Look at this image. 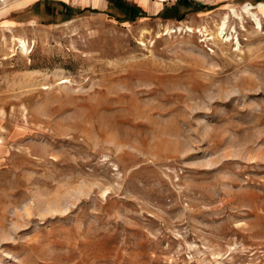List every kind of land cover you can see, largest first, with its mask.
<instances>
[{"label":"rangeland","instance_id":"1","mask_svg":"<svg viewBox=\"0 0 264 264\" xmlns=\"http://www.w3.org/2000/svg\"><path fill=\"white\" fill-rule=\"evenodd\" d=\"M262 4L0 0V264H264Z\"/></svg>","mask_w":264,"mask_h":264},{"label":"bare ground","instance_id":"2","mask_svg":"<svg viewBox=\"0 0 264 264\" xmlns=\"http://www.w3.org/2000/svg\"><path fill=\"white\" fill-rule=\"evenodd\" d=\"M260 8L262 11H264V4L260 5ZM248 14H250V16H252V18L254 19L255 23L257 26L260 25L259 19L256 17V14H254L253 12L250 11L249 8H246ZM227 18L228 17H224L223 21H221L220 23V34L222 33V31L226 28L227 25ZM225 40V39H224ZM18 42L20 43V47L25 50L26 49V43L24 40L19 39Z\"/></svg>","mask_w":264,"mask_h":264},{"label":"trees","instance_id":"3","mask_svg":"<svg viewBox=\"0 0 264 264\" xmlns=\"http://www.w3.org/2000/svg\"><path fill=\"white\" fill-rule=\"evenodd\" d=\"M181 2H185V0H180Z\"/></svg>","mask_w":264,"mask_h":264}]
</instances>
